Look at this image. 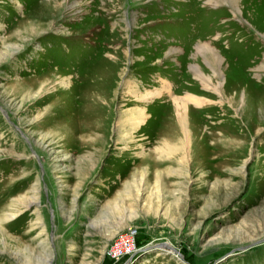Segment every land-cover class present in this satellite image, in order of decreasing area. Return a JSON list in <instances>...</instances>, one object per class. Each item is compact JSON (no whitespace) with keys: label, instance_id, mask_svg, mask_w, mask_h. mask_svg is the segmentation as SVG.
I'll use <instances>...</instances> for the list:
<instances>
[{"label":"rangeland","instance_id":"rangeland-1","mask_svg":"<svg viewBox=\"0 0 264 264\" xmlns=\"http://www.w3.org/2000/svg\"><path fill=\"white\" fill-rule=\"evenodd\" d=\"M0 264H264V0H0Z\"/></svg>","mask_w":264,"mask_h":264},{"label":"bare ground","instance_id":"bare-ground-1","mask_svg":"<svg viewBox=\"0 0 264 264\" xmlns=\"http://www.w3.org/2000/svg\"><path fill=\"white\" fill-rule=\"evenodd\" d=\"M211 1H215L217 2L218 0H211ZM229 1V4L233 7L235 5L236 0H227ZM207 45L202 46L203 49L207 48ZM124 83H127V80L124 81ZM126 85V84H125ZM126 87V86H125ZM133 89H131L130 91H132ZM164 90V88H163ZM162 89H156L153 92H146L143 93L140 88H136L133 92H132V97L134 100H136V104H134V106L131 109V112L133 114V118L131 119L132 121V125L135 127H138L143 119V113L139 114L138 111L136 110V108L139 107V103L142 101L143 98H149L152 96H160L163 93ZM189 100H192L195 104H200L202 103L201 100H199V98L194 97V96H188ZM183 103V102H182ZM184 108H186V106H184ZM187 111V109H186ZM185 128V127H184ZM186 129V128H185ZM15 215L14 214H7L6 218H4V220L10 218H14ZM172 251V250H171Z\"/></svg>","mask_w":264,"mask_h":264},{"label":"built area","instance_id":"built-area-1","mask_svg":"<svg viewBox=\"0 0 264 264\" xmlns=\"http://www.w3.org/2000/svg\"><path fill=\"white\" fill-rule=\"evenodd\" d=\"M131 248H132L131 237L130 235H126L123 236L121 240L114 243V245L111 247L110 252L114 257L119 258L122 255L130 252Z\"/></svg>","mask_w":264,"mask_h":264},{"label":"water","instance_id":"water-1","mask_svg":"<svg viewBox=\"0 0 264 264\" xmlns=\"http://www.w3.org/2000/svg\"><path fill=\"white\" fill-rule=\"evenodd\" d=\"M163 246H165L168 249H171L172 251H174L175 253H178L179 255H182L181 253H179V251L177 250V248L175 246H173L169 242L162 241V242H156L155 244H153V247H163Z\"/></svg>","mask_w":264,"mask_h":264}]
</instances>
